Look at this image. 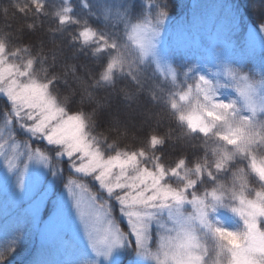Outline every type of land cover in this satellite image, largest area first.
<instances>
[{"label": "clouds", "instance_id": "obj_1", "mask_svg": "<svg viewBox=\"0 0 264 264\" xmlns=\"http://www.w3.org/2000/svg\"><path fill=\"white\" fill-rule=\"evenodd\" d=\"M97 3L101 23L114 25L116 35L80 24L71 17L73 6L68 0L51 13L57 25H79L75 35L69 33L70 44L83 43L79 39L81 31L93 32V39L85 46L93 58L104 54L106 60L95 78L89 76L91 84L76 73L75 65L61 72L42 63L38 66L39 53L24 59L20 53L28 45L10 48L0 38V96L10 105L0 115V154L5 161L19 155L13 150L23 147L27 140L16 135V129H22L28 137L43 140L55 149L53 153L37 147L28 153L33 157L42 153L44 159L35 160L45 167L55 171L60 166L57 158L69 161L70 174L65 176L59 167L63 187L73 193V206L97 257L81 264H99L101 258L111 264L112 250L123 246L131 248L144 264H264V64L249 66L234 58L221 43L210 50L206 60L175 69L173 85L182 77L188 79L169 96L168 107L184 134L199 138L202 152L191 161L181 153L166 163L159 149L173 139L167 132L150 129L139 146H121L119 136L97 130L95 108L90 112L83 108L69 111L77 88L81 92L79 102L83 103L92 97L90 89L102 83L113 85L118 74L128 73L137 82L131 77L126 59L131 44L116 11L126 6V0ZM141 4L143 11L137 19L147 20L155 29L153 35H160L171 14L170 0H141ZM83 6L91 10L88 0H83ZM34 7L36 13L48 15L43 0ZM248 7L254 15L264 16V0H248ZM106 9L112 11L105 19ZM27 27L32 30L34 25L29 23ZM257 27L264 35V21ZM69 70L76 88L69 86L61 94L58 82L68 85ZM32 83L43 86V100L29 99L24 94V87ZM49 102L60 115L52 114ZM69 115L83 121L81 136L87 153L74 148L70 139L56 131ZM189 116L198 120L196 126L188 123ZM130 155L136 157L134 167L119 168L108 163L114 156L126 159ZM145 169L156 177L154 185L138 183ZM113 201L119 205L132 239L113 215ZM221 213L232 218L233 226L226 224ZM113 232L120 235L119 243L112 242ZM5 259L6 254H0V264Z\"/></svg>", "mask_w": 264, "mask_h": 264}, {"label": "trees", "instance_id": "obj_2", "mask_svg": "<svg viewBox=\"0 0 264 264\" xmlns=\"http://www.w3.org/2000/svg\"><path fill=\"white\" fill-rule=\"evenodd\" d=\"M40 2L41 0H0V38H3L10 48L28 45V48L20 53V56L24 59L39 53L38 60L40 63H38V66H41L42 63L45 66H52V71L61 72L67 70L69 65H75L76 73L91 84L89 76L95 78L106 60L104 54L93 58L89 48L85 46L93 39V32L90 29L81 31L79 39L83 43L73 42L70 44L71 37L69 33L75 35L79 25L76 23L57 25L56 19L51 15L52 12L63 5V0H43L48 15L35 12L34 4ZM68 2L73 6L70 13L71 17L77 19L80 24L87 23L91 28L111 35L118 33V29L114 25L101 23V18L97 15L99 7L97 0H88L91 4L90 11L85 10L83 0H68ZM170 3L172 10L167 20H178L186 15V0H170ZM18 8L24 9V11L21 12L17 10ZM124 8L127 10V5ZM28 9H31V12ZM111 11V9L105 10V19ZM142 11L141 0H133L125 14L133 22L149 23L147 20L140 22L137 19ZM240 16L253 25H258L264 21V16L254 15L249 10L248 0L243 3ZM119 18L120 23L127 31L126 39L131 44V50L126 52V59L131 65L129 72L137 82L134 83L128 73L118 74L113 85L102 83L90 89L92 97L83 103L79 102L81 92L77 88L76 96L73 97L69 105V111L77 112L83 108L85 112H90L95 108L97 130L109 133L111 136H119L121 146L125 144H130L133 148L139 146L150 129H155L160 133L167 132L173 139H170L162 149H159L163 153L165 162H173L181 153H186L189 161H191L193 157L199 156L202 152V149L199 148L200 140L197 137L184 134L183 126L177 123L175 113L170 111L168 107L169 96H172L178 87H171L168 82L162 80L151 62L139 54L129 37L126 18L120 14ZM29 23L34 25L32 30L27 27ZM50 29L59 30L50 31ZM240 36L241 32H237L233 36L229 35L230 40L233 39L235 48L244 46L238 45L242 42ZM78 49L82 50L78 51ZM232 56L245 61L249 66L253 64L261 65L259 62L257 64L255 59L246 58L241 54H232ZM182 58H184V55H182ZM186 60L188 62L192 61L190 57ZM169 61L175 69L182 66V59L178 56V52L173 51ZM69 86L76 88L70 70L68 85L58 82L61 94L66 93ZM150 92L154 93L151 97L149 96ZM9 107L7 100L0 96V115L7 111ZM134 108L138 109V114L128 116L129 110ZM67 117L77 118L83 123L79 116L69 115ZM18 136L31 140L30 137L22 134H18ZM30 145L32 148L39 147L49 152H55V149L46 145L42 140H31ZM193 145H197V147L194 148ZM128 158H131L136 164V157L130 155ZM52 162L54 163V161ZM61 163L66 164L65 160ZM65 168L64 170L67 173ZM92 186L98 189L97 185L93 183ZM57 189L58 185L53 195L57 192ZM4 195L5 193H0V254H6L3 264H35L38 230L30 213L24 208L27 201H21L13 207L12 201H7L4 204ZM51 208L52 204L47 202L42 211V219L49 214ZM113 209V214L117 218V206H113ZM220 215L229 227L233 226V220L227 213H221ZM128 250L125 251L120 264H124L128 258H132L130 257L132 252ZM78 257L79 255L76 256V258ZM85 259L89 260L86 254L80 260L70 259L64 254H60L57 255L53 264H81V261Z\"/></svg>", "mask_w": 264, "mask_h": 264}, {"label": "rangeland", "instance_id": "obj_3", "mask_svg": "<svg viewBox=\"0 0 264 264\" xmlns=\"http://www.w3.org/2000/svg\"><path fill=\"white\" fill-rule=\"evenodd\" d=\"M132 1L126 0L127 10L126 8H117L116 11L126 18L129 37L139 54L151 62L159 77L168 82L171 87H180L188 79V77H182L176 81L175 85L172 84L175 79V68L169 59L173 51L178 52V56L182 59V66L195 61L206 60L210 50L221 43L231 54L232 43L228 34H224V29L228 31L229 28L235 26L236 29H240L241 24L245 28V46L247 47L246 51L243 50L244 54L247 56L256 55L258 62L264 64V35L261 34L258 27L246 23L239 16L240 7L242 9L245 0H186V15L178 20H167L160 35H153L155 29L151 23H137L127 18L125 13ZM189 57L191 62L186 60ZM24 94L29 99L37 101L44 99V89L39 83L26 85ZM179 100L183 102V97H180ZM49 107L51 109V102H49ZM51 112L54 115H60L55 109H51ZM136 114H138L136 108L130 109L127 113L128 116H136ZM187 119L192 126H196L198 123V120L192 116ZM82 130L83 123L72 117L63 118L56 129L62 138H68L72 141L74 148L87 153V145L81 136ZM18 134L28 136L22 129H16V135L19 139L25 140ZM30 139L36 140L35 138ZM30 141L25 140L23 147L13 150L19 155L10 156V158H15L14 163L16 164V167L12 168L11 171L8 170L6 164L8 160L5 161L0 154V193H5L4 204L7 201H12L13 207L21 201H27L24 208L30 213L38 230L35 264H53L57 255L60 254L77 260L83 259L84 254H86L90 261L96 260L97 257L84 234V226L81 225L73 206V193L67 192L62 186L53 195L56 185L63 178L60 175L59 167L61 166L63 169L66 167L69 170L67 172L71 173L69 161L63 157L57 158L59 161L65 160L66 164L59 162L60 166L57 165V169L53 171L50 167H45L43 163L35 160V157L29 159L28 153L34 152L37 148H32ZM93 158L98 160L94 154ZM108 163L110 166L119 168L135 166L131 158L121 159L118 156H114ZM145 181L154 185L156 177L152 172L142 170L138 183ZM89 183L95 184L91 180ZM47 202L52 204V208L50 213L42 219V211ZM113 206L118 208L117 220L118 222L121 221L122 231L129 233V239H132L127 221L120 216L119 205L113 201ZM104 227L107 225L105 224ZM127 249L132 252L130 256L132 258H128L124 264H144L127 246L112 250L111 264H120ZM78 255L79 257L76 258ZM99 264H105L102 258L99 259Z\"/></svg>", "mask_w": 264, "mask_h": 264}, {"label": "snow or ice", "instance_id": "obj_4", "mask_svg": "<svg viewBox=\"0 0 264 264\" xmlns=\"http://www.w3.org/2000/svg\"><path fill=\"white\" fill-rule=\"evenodd\" d=\"M32 158H33V156L32 155H29V159H32ZM35 158L38 159V160H42V159H44V156H43L42 153H36ZM14 159H15L14 157L9 158L8 161H7V163H6L7 166H8V168H9V170H11L12 168L16 167V164L14 163ZM26 166L27 165L25 164V167ZM69 191L71 192V189H69ZM104 231L105 232L109 231V227L108 226L105 227L104 228ZM112 237H113V239H112V242L113 243H119V241H120V235L119 234L113 232L112 233ZM139 239H140V237L137 236V242H139Z\"/></svg>", "mask_w": 264, "mask_h": 264}]
</instances>
